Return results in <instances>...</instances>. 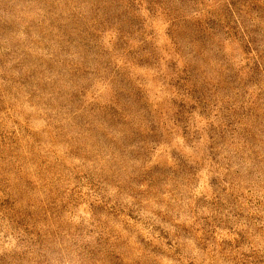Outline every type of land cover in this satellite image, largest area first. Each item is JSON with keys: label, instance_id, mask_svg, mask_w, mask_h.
Listing matches in <instances>:
<instances>
[{"label": "rangeland", "instance_id": "374dc122", "mask_svg": "<svg viewBox=\"0 0 264 264\" xmlns=\"http://www.w3.org/2000/svg\"><path fill=\"white\" fill-rule=\"evenodd\" d=\"M0 264H264V0H0Z\"/></svg>", "mask_w": 264, "mask_h": 264}]
</instances>
